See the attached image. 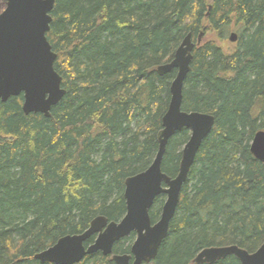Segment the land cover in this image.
Here are the masks:
<instances>
[{
	"label": "trees",
	"instance_id": "1",
	"mask_svg": "<svg viewBox=\"0 0 264 264\" xmlns=\"http://www.w3.org/2000/svg\"><path fill=\"white\" fill-rule=\"evenodd\" d=\"M51 17L46 37L65 95L49 117L25 114L22 94L0 101V264H52L35 253L99 215L124 216L125 179L155 156L176 72L156 68L201 32L215 38L193 50L182 109L212 114L214 125L150 264H197L214 245L255 251L264 242V163L250 144L264 130V0H54ZM189 136L183 128L167 143L161 168L170 177ZM164 200L155 199L153 223ZM134 238L113 253H129ZM74 264L115 263L96 252ZM211 264L241 263L229 255Z\"/></svg>",
	"mask_w": 264,
	"mask_h": 264
},
{
	"label": "water",
	"instance_id": "2",
	"mask_svg": "<svg viewBox=\"0 0 264 264\" xmlns=\"http://www.w3.org/2000/svg\"><path fill=\"white\" fill-rule=\"evenodd\" d=\"M53 6L54 0H6L0 12V101L22 94L25 114L42 113L49 117L52 107L66 92L62 78L54 68L57 54L46 37ZM202 38L203 32L193 42L188 33L173 58L156 68L159 75L172 70L176 72L169 87V103L161 118L155 156L145 170L125 179L124 216L118 221H109L99 215L82 233L58 238L53 245L35 253V259L52 264H74L96 252L111 256L115 264H150L155 259L168 235L196 153L214 125L212 114L182 109L184 81L190 71L193 50L201 44ZM228 39L236 42L237 34L231 32ZM183 128L190 131V136L181 150L178 172L170 177L161 168L163 155L169 139ZM250 152L264 163V130L254 134ZM160 195H165V200L158 220L153 223L150 210ZM130 233H134L135 238L129 253H113L114 244ZM91 236L95 238L86 246L85 242ZM229 255L235 256L241 264H264V242L253 252L236 244L205 247L196 254L193 262L211 264Z\"/></svg>",
	"mask_w": 264,
	"mask_h": 264
},
{
	"label": "rangeland",
	"instance_id": "3",
	"mask_svg": "<svg viewBox=\"0 0 264 264\" xmlns=\"http://www.w3.org/2000/svg\"><path fill=\"white\" fill-rule=\"evenodd\" d=\"M227 37H228V35H227ZM227 37H226V41H227L228 43H230V41L227 39ZM207 38H213V39H214L215 36H214L213 33H210V34H208L207 36L203 37V38H202V41L205 40V39H207Z\"/></svg>",
	"mask_w": 264,
	"mask_h": 264
}]
</instances>
